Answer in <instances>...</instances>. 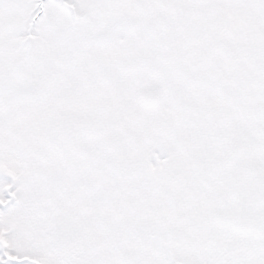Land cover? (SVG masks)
<instances>
[{"label":"snow or ice","instance_id":"obj_1","mask_svg":"<svg viewBox=\"0 0 264 264\" xmlns=\"http://www.w3.org/2000/svg\"><path fill=\"white\" fill-rule=\"evenodd\" d=\"M0 264H264V0H0Z\"/></svg>","mask_w":264,"mask_h":264}]
</instances>
